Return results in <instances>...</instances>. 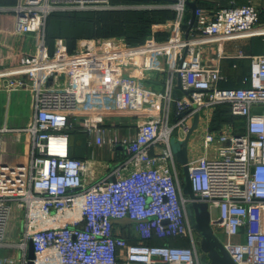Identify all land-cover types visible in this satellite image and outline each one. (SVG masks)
I'll use <instances>...</instances> for the list:
<instances>
[{
	"label": "built area",
	"instance_id": "built-area-1",
	"mask_svg": "<svg viewBox=\"0 0 264 264\" xmlns=\"http://www.w3.org/2000/svg\"><path fill=\"white\" fill-rule=\"evenodd\" d=\"M188 1L18 0L11 9L16 37L34 35L37 45L17 64L0 66V93L10 99L27 90L32 99L24 127H10L7 116L0 125V264H28L30 244L33 264H201L171 139L183 141L202 113L200 148L188 158L192 190L208 204L211 226L226 236L222 243L234 263L264 264V54H240L250 61L249 80L222 88L224 54L208 64L201 50L264 37L260 7L254 0L214 11L197 7V26L186 38ZM154 9L174 16L152 25L143 43L85 38L69 52L58 39L53 53L46 45L47 20L55 12ZM154 75L164 81L163 91L149 84ZM175 79L181 97L174 95ZM218 106L244 119L242 133L231 125L211 130ZM121 119L130 120L134 135L116 132L123 124L113 121ZM75 129L88 147L121 149L126 158L97 179L94 160L70 154ZM7 135L19 142L26 137L25 163L5 161ZM113 220L133 221L127 225L139 242L117 234ZM157 238L186 239L190 246L147 244Z\"/></svg>",
	"mask_w": 264,
	"mask_h": 264
},
{
	"label": "crops",
	"instance_id": "crops-1",
	"mask_svg": "<svg viewBox=\"0 0 264 264\" xmlns=\"http://www.w3.org/2000/svg\"><path fill=\"white\" fill-rule=\"evenodd\" d=\"M191 1H197V7L199 8L209 9L212 11L230 6H242L249 4V0H191ZM254 2L257 3L260 7L261 23L262 25H264V0H254ZM17 3L18 0L16 1L15 4H10L9 6L0 5V9L3 10L0 11V66L1 67H8L17 64L20 61L21 57L34 53L35 47L37 45V40L34 35H26L20 38L16 37L15 35L17 15L11 9L15 7ZM187 9L188 12H187L186 20L191 21L192 11L191 8L187 7ZM58 39L63 40L62 38H58ZM58 39L55 40L53 44V48L51 49L47 41V29H46L45 40L50 53L55 51L56 41ZM76 46L74 50L76 49ZM67 48L69 52H72L70 51L68 45ZM201 50L205 63L214 64L220 62L219 65L221 66L222 73L226 78V81H224V83L222 84H227L230 85L231 87H241L244 86L245 82L249 80L251 64L249 59L240 58V54L244 56L264 54V37H255L250 39H238V40L228 41L224 43L221 48L213 44L205 45L201 47ZM221 53L224 54V58H220V61L218 62V56ZM245 71L247 72L245 73ZM163 82L164 81L161 80L160 75H154V77H152V81L149 84L154 88H159L161 91H163L164 90ZM175 85L176 88L174 91V95L175 97H181L183 93L179 88L178 79H175ZM0 95H3V92H1ZM173 114H174V109H172V115ZM204 115L205 113H202L200 115L199 124H198L199 129L195 134L191 136L189 140L188 155L190 157H192L191 151L194 152V156L196 155L195 147H198V145H200V140H201L200 135L203 134L201 133L202 132L201 130L205 124ZM6 116L8 120L7 124L10 127H14V128L24 127L29 121L28 119V121L16 120L14 122H10L9 111L7 114V109H5V113L0 112V125L4 124ZM173 121L174 118L172 116L171 122L173 123ZM115 130L117 133H119V135L122 136L135 134L134 126L131 125V123L130 124L128 123V125L127 123L123 124L120 127L117 126ZM11 136L14 140L13 143L15 142V145L11 146L9 151L12 153L13 156L11 157L10 160H7L5 157V161L11 164L25 163L27 161V149L25 147L26 137H22V139L19 142L17 137H15L14 135ZM21 141L23 142L21 143ZM72 156L76 159L83 161L94 160L95 162L90 161V163L95 164V166L93 167L97 169V173H96L97 179L101 178L105 174L106 172L105 169L107 167L111 168L119 164L121 161H123L126 158L125 153L121 149H117L116 152L114 153L108 148H100L98 146H94L93 148L88 147L87 143L83 147H79L75 143V150ZM178 171L180 173L181 183L185 187V178L183 174V169L179 165V163H178ZM120 225L122 224H115V232L117 234H124L123 229L126 225H123L124 227ZM217 236L221 240V242L227 239L223 233H219ZM160 240L161 239L158 238L156 239V241L158 242V244L156 245L162 244ZM182 240L184 241L186 239H182ZM236 240H241V239H236ZM199 243H200V238H199ZM206 257L207 256L204 254V258ZM206 259L209 264L208 258Z\"/></svg>",
	"mask_w": 264,
	"mask_h": 264
},
{
	"label": "trees",
	"instance_id": "trees-1",
	"mask_svg": "<svg viewBox=\"0 0 264 264\" xmlns=\"http://www.w3.org/2000/svg\"><path fill=\"white\" fill-rule=\"evenodd\" d=\"M16 1L8 0V3L9 5L15 4ZM112 3L117 5H133L151 2L141 0H112ZM173 16L174 13L172 11L162 9L55 12L47 20V41L52 49L55 40L62 37L69 46L70 51L74 50L79 39L85 38L118 37L125 38L131 45H137L143 43L150 36L152 25L164 23L172 19ZM160 38L162 39L163 36ZM221 87L231 88L227 84H222ZM225 125L233 126L235 133L240 134L243 132L244 119L233 117L228 106H218L214 111L211 121V130L214 132L220 131ZM75 143L79 147H83L87 143L85 134L78 129L70 132L71 156L75 150ZM123 231L124 234L122 236L129 243L139 242L133 231V226L126 225ZM160 241L161 245L190 246L189 241H183L180 238ZM147 244L156 245L158 242L156 239H153L147 242Z\"/></svg>",
	"mask_w": 264,
	"mask_h": 264
},
{
	"label": "water",
	"instance_id": "water-1",
	"mask_svg": "<svg viewBox=\"0 0 264 264\" xmlns=\"http://www.w3.org/2000/svg\"><path fill=\"white\" fill-rule=\"evenodd\" d=\"M157 2L159 0H141ZM187 7L191 8L192 18L188 25L183 26L186 38L189 36L190 30L197 26L196 23V10L197 1H188ZM179 88L181 89V83L179 82ZM199 123V115L197 114L194 119L191 131L186 136L183 141H178L177 145L174 146L173 152L176 156L177 162L183 169V174L185 178V187L183 193L187 196L191 202L188 205V212L190 216V221L192 227L195 230L197 236L200 238L199 248L203 252L208 260L209 264H235L230 255L225 250L223 243L218 238V234L221 232V228L213 229L211 226V214L207 203H202L198 201V198L194 194L190 182L189 168H188V152H189V140L191 134L197 129ZM114 224L127 225L133 223L129 220H113ZM29 263L33 264L34 259V249L32 244H30Z\"/></svg>",
	"mask_w": 264,
	"mask_h": 264
},
{
	"label": "rangeland",
	"instance_id": "rangeland-1",
	"mask_svg": "<svg viewBox=\"0 0 264 264\" xmlns=\"http://www.w3.org/2000/svg\"><path fill=\"white\" fill-rule=\"evenodd\" d=\"M0 5L9 6L8 0H0ZM165 10H167V9H165ZM0 11H3V10L0 9ZM169 11H171V10H169ZM172 12H174V11L172 10ZM46 29H47V27H46ZM159 36H164V35L160 34ZM60 38H62V37H60ZM154 90L161 91L159 88H154ZM31 102H32L31 94L27 90H20L17 92H13L10 99H8L7 93H3V95H0V108H1L0 112L5 113V106L8 105V103H10V105H9L10 122H14L16 120H18V121L27 120L28 121V119L30 118V115H31ZM129 122H130L129 119H127V120L121 119L118 121H113V124L116 125L119 123H122V124L127 123V125H128ZM13 141L14 140H13L11 135H7L5 137V149H6L5 157L7 160H10L11 157L13 156L12 153L9 151L11 146L15 145V142L13 143ZM171 145H172V148H174V146L177 145V141H176L175 137H173L171 139ZM199 148L200 147H198L197 149H199ZM211 213H212V216L214 218L219 217V212L216 209H212ZM200 254L202 257L201 258V264H208L207 259H206L207 257L204 258V253L201 252V250H200ZM2 255H5L4 251H0V256H2Z\"/></svg>",
	"mask_w": 264,
	"mask_h": 264
}]
</instances>
